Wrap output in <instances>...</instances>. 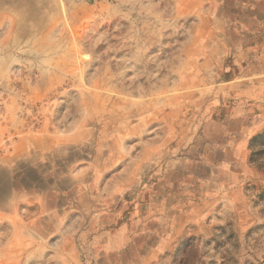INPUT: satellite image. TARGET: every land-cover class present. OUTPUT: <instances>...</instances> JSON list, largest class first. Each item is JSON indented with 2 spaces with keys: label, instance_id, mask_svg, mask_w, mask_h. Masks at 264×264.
<instances>
[{
  "label": "rangeland",
  "instance_id": "obj_1",
  "mask_svg": "<svg viewBox=\"0 0 264 264\" xmlns=\"http://www.w3.org/2000/svg\"><path fill=\"white\" fill-rule=\"evenodd\" d=\"M0 264H264V0H0Z\"/></svg>",
  "mask_w": 264,
  "mask_h": 264
},
{
  "label": "crops",
  "instance_id": "obj_2",
  "mask_svg": "<svg viewBox=\"0 0 264 264\" xmlns=\"http://www.w3.org/2000/svg\"><path fill=\"white\" fill-rule=\"evenodd\" d=\"M244 113V112H243Z\"/></svg>",
  "mask_w": 264,
  "mask_h": 264
}]
</instances>
